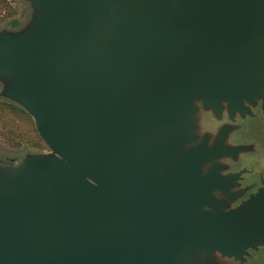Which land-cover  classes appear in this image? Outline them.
Masks as SVG:
<instances>
[{
	"label": "water",
	"instance_id": "1",
	"mask_svg": "<svg viewBox=\"0 0 264 264\" xmlns=\"http://www.w3.org/2000/svg\"><path fill=\"white\" fill-rule=\"evenodd\" d=\"M24 1L0 96L49 150L0 159V264H250L264 175L234 133L264 111V0Z\"/></svg>",
	"mask_w": 264,
	"mask_h": 264
},
{
	"label": "rangeland",
	"instance_id": "2",
	"mask_svg": "<svg viewBox=\"0 0 264 264\" xmlns=\"http://www.w3.org/2000/svg\"><path fill=\"white\" fill-rule=\"evenodd\" d=\"M6 1L10 2L11 6L15 8L16 11L12 17H4L3 20H0V29L16 28L26 20L29 13V6L24 0ZM5 10L6 9L3 8L0 4V17H3ZM0 100L12 103L17 106L22 112H24L27 118L31 120L33 128H35L32 116L23 106L18 104L16 101L3 96H0ZM262 114H264V111H262L260 103H258L252 108V115H247L244 120L241 121L244 127V138L246 139V142L248 141L254 146V149L252 153L243 156L240 159V164H238L245 165L243 181L253 183V186L250 188L252 190H254L255 188H257V186L260 185V179L264 175V116ZM9 118L17 126H19L18 132L21 131V133L18 136L14 133H11L9 125L0 122V159L14 160L18 159L21 156H24L27 153L46 152L49 150L42 139L41 140L45 144L42 148H34L28 145L17 146L15 144H11L10 140L8 139V134H11L14 140H17L19 138L27 140L26 135L28 136V138H30L33 135L38 134V132L36 128L35 132H28L26 126L28 124V119H26L25 116L24 118H19L10 114ZM224 121H226V119ZM220 122V120L216 121L213 116L208 112L198 117V125L201 131H203L206 127L215 128L220 124ZM238 136L239 134L238 132H236L234 134V137L237 138ZM247 193L245 194V196L247 195ZM252 256L253 257L250 260V264H264V247H260L257 251H252Z\"/></svg>",
	"mask_w": 264,
	"mask_h": 264
},
{
	"label": "trees",
	"instance_id": "3",
	"mask_svg": "<svg viewBox=\"0 0 264 264\" xmlns=\"http://www.w3.org/2000/svg\"><path fill=\"white\" fill-rule=\"evenodd\" d=\"M0 4L3 8L6 9L4 12L5 16L3 15V17H0V20H3L4 17H12L15 14L16 10H15V8H13L11 6L10 2H8L6 0H0ZM10 114L17 116L19 118H21V117L24 118V116H25L26 119H28V124L26 125L28 132L32 133V132L36 131L35 128H33L31 120L29 118H27V116L24 114V112H22L17 106H15L12 103L0 100V122L9 125V127H10L9 129H10L11 133H14L15 135L18 136L21 133V131L18 132L19 126H17L13 121L10 120V118H9ZM8 139L10 140L11 144H13V145L15 144L17 146H23V145L27 146L28 145V146H32L34 148H42L45 145L38 134H35L30 138H28V136L26 135L27 140H23V138H19L17 140H14V138L11 136V134H8Z\"/></svg>",
	"mask_w": 264,
	"mask_h": 264
},
{
	"label": "flooded vegetation",
	"instance_id": "4",
	"mask_svg": "<svg viewBox=\"0 0 264 264\" xmlns=\"http://www.w3.org/2000/svg\"><path fill=\"white\" fill-rule=\"evenodd\" d=\"M257 109V108H256ZM263 116H264V114H262ZM242 120H244V119H239V122H241ZM242 123V122H241ZM242 125H243V123H242ZM236 132H238V134H239V138L237 137V139L238 140H240V141H246V139L244 138V127L241 129V130H238V131H236ZM235 132V133H236ZM234 133V134H235ZM242 135H243V137H242ZM242 167H245V165H241Z\"/></svg>",
	"mask_w": 264,
	"mask_h": 264
}]
</instances>
